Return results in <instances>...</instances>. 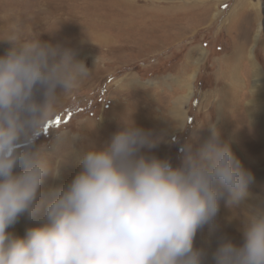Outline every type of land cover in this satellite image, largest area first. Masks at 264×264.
Returning <instances> with one entry per match:
<instances>
[{"label": "clouds", "instance_id": "clouds-1", "mask_svg": "<svg viewBox=\"0 0 264 264\" xmlns=\"http://www.w3.org/2000/svg\"><path fill=\"white\" fill-rule=\"evenodd\" d=\"M0 41L10 45L0 55V264H203L197 232L214 222L221 201L239 208L253 180L214 124L208 140L183 145L174 166L145 152L161 137L123 121L102 147L77 153L80 170L66 186L44 191L69 152L52 160L42 144L32 146L58 96L91 69L72 49L39 36L13 32ZM188 87L173 115L189 100ZM25 214L41 222L23 236L9 231ZM212 260L264 264V208L246 211L242 242L222 239Z\"/></svg>", "mask_w": 264, "mask_h": 264}, {"label": "rangeland", "instance_id": "rangeland-1", "mask_svg": "<svg viewBox=\"0 0 264 264\" xmlns=\"http://www.w3.org/2000/svg\"><path fill=\"white\" fill-rule=\"evenodd\" d=\"M129 1L0 0V39L13 32L21 39L39 36L42 41L72 49L91 69L77 88L58 96L53 115L32 146L35 150L42 144L52 160L69 152L60 164L59 175L46 179L42 189L66 186L80 170L77 153L92 146L102 147L123 121L133 119L136 126L161 137L154 148L145 152L166 158L174 166L180 163L186 142L196 146L211 137L207 126L212 122L219 141L228 143L234 156L238 150L245 156L244 160L236 158L252 175L255 196L263 199L264 85L252 96L255 77L250 52L264 80V0H189L198 3L195 9L175 18L162 15L169 0ZM203 2L209 6L206 15L199 6ZM148 16L152 19L144 23ZM9 47L7 41H0V55ZM235 50L241 56L237 69L243 74L244 104L228 119L233 127L231 138H227L218 128L221 122L215 108L217 92L223 85L220 72L224 59H232ZM193 71L195 76L189 80L191 95L181 109L186 120L181 125L172 115L173 102L188 92L184 81ZM250 99L257 107L252 116L248 113ZM201 100L204 103L200 107ZM119 103L140 115L120 120ZM256 158L260 170L249 168ZM245 201L251 208L259 204L249 196ZM36 219L41 222V218ZM215 224L221 235L219 216ZM209 229L206 225L198 231L194 241L205 252L199 236Z\"/></svg>", "mask_w": 264, "mask_h": 264}, {"label": "bare ground", "instance_id": "bare-ground-1", "mask_svg": "<svg viewBox=\"0 0 264 264\" xmlns=\"http://www.w3.org/2000/svg\"><path fill=\"white\" fill-rule=\"evenodd\" d=\"M120 1L126 2V3H130L129 0H120ZM145 1L147 2L148 0H145ZM150 2H147V3H150ZM152 2H153V0H152ZM168 2L169 3L165 4L166 7H165V9H163L164 11L161 10V11H163V13L162 12L161 13L165 17L170 16V17H173V18H175L177 16L185 15V14L191 12L193 9H195V6H197V4H198V3H192L191 1L189 2V0H180V1L169 0ZM152 5L153 4H151V6ZM199 6L202 9L201 11H203L202 13H205V15H206V12L209 10L208 4L203 2V3H200ZM151 9H154V8H151ZM150 16L144 18L145 19L144 23H147L150 20V18L152 17V16L151 17ZM258 31H259V29H257V31L255 32V34L253 36L254 40H256L257 37H258ZM250 53H251L250 54L251 55L250 60H251L252 65H253V72L252 73H253V76L255 77V79H254L255 81L253 83V86H255V88H254V90H253V87L251 89V94L253 96V95H255L256 88H258L262 84L264 85V80L262 78L261 71L258 69V67H256L254 65V62H253L254 60H253V56H252V50H251ZM187 59H190V56ZM239 59H241V56L235 50V54L233 55L232 59H230V60L229 59H224V62H225L224 63V69H223L222 72H220V74H221L220 80H221V83L223 85H222V88L220 90H218V92H217L218 98L216 99L217 102H216V108L215 109L217 111L218 119L221 122V124H220V126L218 128L223 130L222 132L225 135V137H227V138H231V134H232V130L231 129L233 127V124L230 123L228 121V119L230 118V116L232 117L233 114H237L238 109L242 108L243 104H244L241 95H244L243 89H244L245 85H242V80L240 78V75L242 76L243 74H242V72L240 70L237 69L238 64H239L238 63ZM194 76H195V74H194V71H193V72L189 73L188 79H186L184 81L185 82L184 85H185V87L187 88L188 91H189V87L188 86L190 85L189 80L194 78ZM211 93H213V92H211ZM203 103H204V100L199 101L200 107L203 105ZM248 103L251 104V107L248 108V113L252 116V114L255 111H257L256 102H254L253 99H250V101ZM117 106L119 108L118 109L119 110L118 111V116H120L119 119L121 118L122 121H123V119H126V118L129 119V116H131V117L132 116H137L138 117L140 115V113H137L136 111L131 110L128 106H126V105H124L122 103H119V105H117ZM258 107L260 108V106H258ZM260 111H261V108H260ZM155 117H153V118L151 117V119H153L154 122H155ZM173 117L176 118L177 120L181 121V125L186 120V115L184 116V112L182 110L180 111V114L178 116L173 115ZM140 118H143V117H140ZM250 118L253 119V117H250ZM137 120L138 119H136V121ZM132 121H133V119H132ZM150 121H148V122H150ZM151 124H153V123H151ZM200 132H202V131L200 130ZM200 142L203 143L204 139L202 141L200 140ZM234 148H235V146L233 147V149ZM235 157H238V158L242 157L243 158L242 160H244L245 156H243L241 151L238 150L237 154H235ZM251 162L252 163H250V165H249L250 169L255 168L256 170L257 169L260 170L258 168V165H257V158L254 159ZM261 171L264 172V166L261 168ZM255 188H256L255 185L252 183L251 184V190L252 191L249 190V197H250V199H255L256 198L258 200L257 202H259V204L257 203L256 207H261L262 206L261 204L264 205V198L263 199L262 198L258 199L255 196V194L253 192V189H255ZM251 207H249L248 204L246 203V201H244L240 205L239 208L233 210V209H230V208L226 207L224 202L221 201L220 207H219V211L217 213V216L220 217V221L222 222V224H221L222 225V227H221V235H218V231L216 229L217 224H215V225L211 224L210 225V229L205 231V232H203L199 236V238H201V241L203 242L202 247H205V250H206L207 261L203 262V264H213L212 253L214 252V250L217 247L218 243L222 239H230L236 244H240L242 242V227H243L244 213L246 211L251 210L252 209ZM262 208H264V207H262ZM36 224H38L36 218H29V217L21 216L18 219L17 223L10 227L9 231H11L12 233H14L16 235L23 236L27 228H29L31 226H34ZM199 238H198V240H199ZM202 249H204V248H202Z\"/></svg>", "mask_w": 264, "mask_h": 264}]
</instances>
